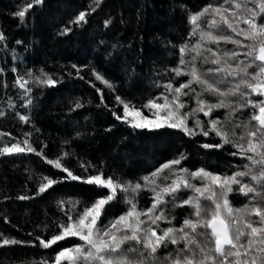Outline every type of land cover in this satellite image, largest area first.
Segmentation results:
<instances>
[{
	"label": "trees",
	"instance_id": "1",
	"mask_svg": "<svg viewBox=\"0 0 264 264\" xmlns=\"http://www.w3.org/2000/svg\"><path fill=\"white\" fill-rule=\"evenodd\" d=\"M221 2L101 0L97 7L95 0H43L21 22L14 13L21 10L26 0H0V33L5 37L0 40V112L4 113L0 116V148L22 143L27 138L36 149V152L0 155V233L29 242L0 247V264L51 261L56 251L81 243L78 238L70 237L44 249L36 240L56 234V226L66 220L68 206L62 210L59 201L78 200V208L82 209L98 192L80 181L63 180L66 173L48 164L45 158L56 159L66 152L68 155L62 163L74 174L86 175L81 164H88L93 166L90 172L103 170L106 176L122 182L140 181L181 153L187 159L179 167L191 171L204 167L214 173L231 175L248 163L243 157L231 154L237 151L231 145L203 148V144L221 142L215 134L187 136L168 127L134 129L112 115L113 110L122 113V106L115 99L117 95L141 107L149 98L160 96L165 91L163 85L169 81L175 87L187 82L189 77H177L171 70L178 66L179 47L196 42L195 37L189 36L188 16L209 3ZM91 8L96 10L91 12ZM80 11L90 13L86 23L71 25L72 31L61 35ZM106 20H111L107 27ZM210 47L215 50L217 46ZM219 48L231 51L235 45L221 43ZM72 65L81 69L78 74ZM197 66L202 72L213 67L200 61ZM92 68L112 82L115 91L96 80ZM41 70L59 83L43 87L32 82L29 84L32 90L25 96L24 90L14 83L16 77L31 79L26 75L29 71L37 76ZM194 87L200 91L198 85ZM29 98L31 105L27 104ZM183 99L187 101L184 111L196 107L191 95ZM205 99L216 102V97L207 94ZM77 102L82 107L76 108ZM10 103L14 107H9ZM142 110L151 115L148 109ZM251 114L250 109H242L235 120L247 122ZM21 115L29 117L27 123L20 120ZM225 116V109H217L211 119L224 121ZM199 119L207 125L210 117L200 113ZM192 124L190 119L189 125ZM235 131L239 136L243 130ZM29 133L30 136L25 135ZM41 150L43 155H37ZM46 176L61 182L39 194L38 185ZM193 182L200 186L199 181ZM244 182L248 183L249 178L245 177ZM191 195V190L185 189L179 200ZM21 196L30 198L21 200L18 198ZM118 196L107 207L104 223L127 210L123 194ZM151 197L150 191H142L137 198L138 206L150 207ZM228 199L234 209H242L250 205L252 194L246 197L235 190ZM165 211L169 218H174L172 225L177 228L192 213L190 207H175L171 202ZM172 225L160 222L161 228ZM182 247L183 243L159 249L158 264H165V258Z\"/></svg>",
	"mask_w": 264,
	"mask_h": 264
},
{
	"label": "snow or ice",
	"instance_id": "2",
	"mask_svg": "<svg viewBox=\"0 0 264 264\" xmlns=\"http://www.w3.org/2000/svg\"><path fill=\"white\" fill-rule=\"evenodd\" d=\"M42 3L43 0H26L14 15L23 22L26 13ZM100 3L101 0H95L97 7ZM95 10L90 9L91 12ZM89 14L88 11H80L60 34L70 33L71 25L86 23ZM261 21H264V0H223L217 4L209 3L200 11L189 14V36L195 37L196 42H186L179 47L178 66L171 70L177 77H189L187 82L175 87L169 81L163 85L165 91L160 96L149 98L141 107L117 95L115 99L122 106V113L112 111L117 121L134 129L168 127L187 136L215 134L221 142L206 143L202 147L231 145L237 149L231 153L233 156H241L248 161L242 170L231 175L214 173L204 167L191 171L179 167L187 159L181 153L160 164L140 181L122 182L106 176L103 170L90 172L89 168L93 166L88 164H81L86 175L74 174L62 163L63 157L68 155L66 152L56 159L45 158L48 164L66 173L63 180L80 181L95 187L98 192L97 197L84 204L82 209L78 208V200L58 202L62 210L68 206L66 220L56 226L57 233L49 238L36 237L39 246L48 249L70 237L78 238L81 243L64 247L55 252L51 261L44 260L39 264H158L159 249L181 243L183 247L166 257L165 264H264V22ZM110 23L111 20L104 22L106 27ZM3 39L5 37L0 33V40ZM221 43H230L235 48L231 51L220 49ZM210 45L217 47L214 50ZM197 61L213 67L202 72ZM72 67L77 74L81 70L76 65ZM91 71L96 80L115 91L112 82L95 68ZM26 75L31 79L18 75L14 82L24 90L25 96L31 92L29 84L32 82L43 87H54L59 83L43 70L41 75L33 76L31 71ZM194 85H198L200 91ZM205 94L216 97V102L205 99ZM190 95L196 107L184 111L187 101L183 98ZM31 103V99H27V104ZM9 107L14 105L10 103ZM75 107H82V104L77 102ZM142 108L148 109L151 115H145ZM245 108L252 113L248 121H236V114ZM217 109L226 110L224 121L211 119ZM200 113L210 117L207 125L199 119ZM3 115L0 112V116ZM19 118L25 123L29 120L24 115ZM190 119L193 120L191 126ZM237 128L243 130L239 136L235 131ZM25 135L30 136V133ZM24 152H36L27 138L22 143L0 148V155ZM37 155H43V151ZM245 177L249 178L248 183L244 182ZM193 181H199L200 186ZM60 182L43 177L38 193H45ZM185 189L191 190L192 195L179 200V194ZM145 190L152 193V203L150 207L140 208L137 198ZM235 190L246 197L252 194L250 205L234 209L228 195ZM118 194H123L127 210L104 223L107 207L119 198ZM18 198L25 200L30 197ZM169 202L175 207L192 209L178 228L172 225L174 218L166 214L165 206ZM161 221L172 226L161 228ZM24 243L29 242L0 233V247Z\"/></svg>",
	"mask_w": 264,
	"mask_h": 264
},
{
	"label": "rangeland",
	"instance_id": "3",
	"mask_svg": "<svg viewBox=\"0 0 264 264\" xmlns=\"http://www.w3.org/2000/svg\"><path fill=\"white\" fill-rule=\"evenodd\" d=\"M145 115H147V114L145 113Z\"/></svg>",
	"mask_w": 264,
	"mask_h": 264
}]
</instances>
